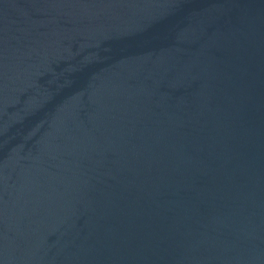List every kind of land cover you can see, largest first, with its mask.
<instances>
[{"label":"water","instance_id":"1","mask_svg":"<svg viewBox=\"0 0 264 264\" xmlns=\"http://www.w3.org/2000/svg\"><path fill=\"white\" fill-rule=\"evenodd\" d=\"M0 264H264V0H0Z\"/></svg>","mask_w":264,"mask_h":264}]
</instances>
